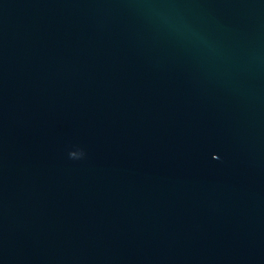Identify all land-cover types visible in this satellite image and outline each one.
I'll use <instances>...</instances> for the list:
<instances>
[{
  "label": "water",
  "instance_id": "95a60500",
  "mask_svg": "<svg viewBox=\"0 0 264 264\" xmlns=\"http://www.w3.org/2000/svg\"><path fill=\"white\" fill-rule=\"evenodd\" d=\"M0 264H264V0H0Z\"/></svg>",
  "mask_w": 264,
  "mask_h": 264
},
{
  "label": "clouds",
  "instance_id": "9594fccd",
  "mask_svg": "<svg viewBox=\"0 0 264 264\" xmlns=\"http://www.w3.org/2000/svg\"><path fill=\"white\" fill-rule=\"evenodd\" d=\"M70 159H80L84 156V152L82 150H74L68 153Z\"/></svg>",
  "mask_w": 264,
  "mask_h": 264
}]
</instances>
